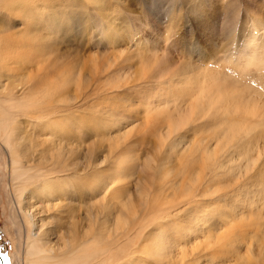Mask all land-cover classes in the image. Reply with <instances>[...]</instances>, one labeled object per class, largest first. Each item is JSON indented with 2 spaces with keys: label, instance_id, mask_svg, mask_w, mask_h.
<instances>
[{
  "label": "rangeland",
  "instance_id": "obj_1",
  "mask_svg": "<svg viewBox=\"0 0 264 264\" xmlns=\"http://www.w3.org/2000/svg\"><path fill=\"white\" fill-rule=\"evenodd\" d=\"M87 2L38 0L43 65L27 68L44 91L68 79L39 110L69 126L36 132L23 111L10 127L25 126L24 167L74 184L61 208H31L46 218L43 240L64 253L69 231L86 233L112 251L108 264H264V0ZM13 66L1 72L0 98L37 95L34 76ZM180 115L181 129L168 126ZM15 192L0 140L4 264H26L28 201Z\"/></svg>",
  "mask_w": 264,
  "mask_h": 264
},
{
  "label": "bare ground",
  "instance_id": "obj_2",
  "mask_svg": "<svg viewBox=\"0 0 264 264\" xmlns=\"http://www.w3.org/2000/svg\"><path fill=\"white\" fill-rule=\"evenodd\" d=\"M77 1L81 0H73L74 3H77ZM82 1L85 2V0ZM87 1L92 4V6L95 5V7H93L96 8V6L100 7L105 0H86V2ZM37 2L38 0H0V28L2 26H5L7 22L18 25L17 22L20 21L22 26H20V29L18 27V33L13 32L12 34L6 36L1 35L2 33L0 32V75L2 71H5L7 68L9 69V67L14 63V66L16 65V67L21 68V71L22 69L24 71L21 75L22 77L20 76L21 79L28 81L31 79V77L34 76L33 74H31V76L28 73V66H30V64H33L35 61H37L38 65H43L40 58L42 57V53L44 50L39 41L40 34H35V31L38 28L37 26L40 25V22L42 20L43 12L41 11L43 5L42 3L38 5ZM71 8L73 9V7ZM11 28L12 27H9V29ZM29 72H31V68ZM20 77L18 79H20ZM33 78L35 79L34 83H36L38 86L36 91H34L35 93H38L37 95L25 96L24 99H18L15 96L6 100L0 98V140L4 145V149L10 154L11 180L13 182L14 190L16 191L15 194L20 199V202L22 201V199L28 201L27 207H23V209H27V211H24L27 215V225H29V232L27 235L28 245L25 251L26 264H108V261L114 258V256L111 255L112 251H109L105 246L98 244L97 239H86L88 237L86 233L82 240L79 241L77 239V234L73 231H69V234H71L70 237H65L63 241V245L65 247H68L69 250L65 251L64 253H58V249L55 250L54 247L47 245V243L42 238L43 234L45 233V224L47 225L46 218L37 217L35 215V212L38 210L31 211V208H33L39 202H48L46 206H44L46 207L45 211L50 210L51 206L55 205V201H57L56 209L61 208V194L66 195L67 188L74 187L72 179L70 180L69 184L66 182V180L69 179L67 175H59L57 177H53V173H51L48 169L40 168L36 172H34L33 167H24V165L22 164V154L18 152L17 147L20 145L19 139L22 140L21 135L25 132V126H23V128L15 127L13 130L10 128L13 125V122L16 121L15 118L17 116H21L23 111H26L25 115L30 114V117H26L30 118L31 126L36 132H40L45 129H55L57 132H63L59 127L58 121H62L64 119V123H62L64 126L68 125L70 119L69 117H67L69 119H62L59 117V120L57 119L55 121H51L52 123H45L43 122L44 113L39 110L41 103L43 102L42 96L45 95L47 91L51 95L54 94V92L60 85L68 82V79L63 77L61 82H48V90L44 91L43 89L41 90V84L39 82V80L43 78L41 74H38ZM202 92L203 91H201L200 95H204V93ZM220 97H218V99L215 98V100L217 99V102H213V104L218 103ZM200 99H203V96ZM211 102L212 101H210V103ZM28 109L31 110V113L28 111ZM249 109H251V106ZM249 111L250 110H248V112ZM192 113H187V116ZM187 116L180 115L177 118H173V116H171L173 119H169L168 126H171L172 129L176 130L181 129L188 120ZM261 120L264 122L263 119ZM260 125L264 124L261 123ZM67 129L68 128H65V132L67 131ZM168 129H170V127H168ZM49 133L52 137H55L53 131ZM169 133H171V131ZM207 159L210 160V157H208ZM121 161L123 160L121 159ZM121 161L120 166H118L119 169L113 175L115 180L118 179L117 176L119 175L121 166H123V163H121ZM145 195L148 194L146 193ZM133 210H135V208ZM130 211L132 210H129L128 213H130ZM154 223L156 224V222ZM30 227H32L33 229L31 230ZM164 228L165 224H159V226L157 227V232H155L154 234V242L152 246V251L154 253H159L163 248L162 237ZM122 248L126 247L123 246ZM116 255L117 254H115V256ZM2 262L3 261L0 259V264H4V262Z\"/></svg>",
  "mask_w": 264,
  "mask_h": 264
},
{
  "label": "water",
  "instance_id": "obj_3",
  "mask_svg": "<svg viewBox=\"0 0 264 264\" xmlns=\"http://www.w3.org/2000/svg\"><path fill=\"white\" fill-rule=\"evenodd\" d=\"M1 255V254H0ZM0 259L3 261V258L0 256ZM3 263V262H2Z\"/></svg>",
  "mask_w": 264,
  "mask_h": 264
}]
</instances>
